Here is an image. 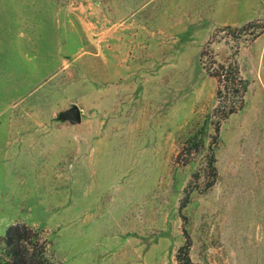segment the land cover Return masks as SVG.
Returning <instances> with one entry per match:
<instances>
[{"label": "rangeland", "instance_id": "rangeland-1", "mask_svg": "<svg viewBox=\"0 0 264 264\" xmlns=\"http://www.w3.org/2000/svg\"><path fill=\"white\" fill-rule=\"evenodd\" d=\"M18 222L55 264H264V0H0V255Z\"/></svg>", "mask_w": 264, "mask_h": 264}, {"label": "trees", "instance_id": "trees-1", "mask_svg": "<svg viewBox=\"0 0 264 264\" xmlns=\"http://www.w3.org/2000/svg\"><path fill=\"white\" fill-rule=\"evenodd\" d=\"M211 60L212 64H217L216 59ZM212 74L219 83V103L216 111L221 110L227 117L240 110L245 104L249 81L242 74L237 59L232 57L228 63H219ZM184 149L179 153V157L186 154ZM1 240L3 252L0 255V264H55L47 255L48 239L40 233L38 227L25 222L11 224ZM190 245L189 241L180 247L186 251V260L182 264L191 263L188 252Z\"/></svg>", "mask_w": 264, "mask_h": 264}, {"label": "water", "instance_id": "water-1", "mask_svg": "<svg viewBox=\"0 0 264 264\" xmlns=\"http://www.w3.org/2000/svg\"><path fill=\"white\" fill-rule=\"evenodd\" d=\"M61 114L63 117L70 119L74 123L81 122L83 118V113L79 106L67 108Z\"/></svg>", "mask_w": 264, "mask_h": 264}]
</instances>
